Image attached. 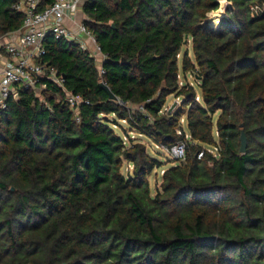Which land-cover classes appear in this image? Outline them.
I'll use <instances>...</instances> for the list:
<instances>
[{"label": "trees", "instance_id": "16d2710c", "mask_svg": "<svg viewBox=\"0 0 264 264\" xmlns=\"http://www.w3.org/2000/svg\"><path fill=\"white\" fill-rule=\"evenodd\" d=\"M17 2L0 0V36L22 26ZM83 12L104 61L49 34L42 64L63 85L45 78L41 96L21 89L0 110V264H264V0H87ZM171 94L184 97L170 112ZM121 122L187 142L154 192L162 162Z\"/></svg>", "mask_w": 264, "mask_h": 264}, {"label": "built area", "instance_id": "2783aa9c", "mask_svg": "<svg viewBox=\"0 0 264 264\" xmlns=\"http://www.w3.org/2000/svg\"><path fill=\"white\" fill-rule=\"evenodd\" d=\"M86 1L55 0L52 4L44 6V0H18L15 8L24 14L23 24L19 29L0 36V110L6 109L9 100L19 95L21 89L33 90L41 96L42 90L47 87V84L42 82L45 78L63 85V77L57 75L54 68L47 74L42 64V57L46 53L47 35L76 41L92 55L95 47L100 52L94 34L84 22L85 18L80 17ZM66 100L77 110L84 99L67 91ZM164 147L172 158L179 161L185 159V140ZM214 150L209 149L211 152H215ZM203 154L204 151L199 152L198 157Z\"/></svg>", "mask_w": 264, "mask_h": 264}, {"label": "rangeland", "instance_id": "374dc122", "mask_svg": "<svg viewBox=\"0 0 264 264\" xmlns=\"http://www.w3.org/2000/svg\"><path fill=\"white\" fill-rule=\"evenodd\" d=\"M230 4L231 3L225 4V9H224L225 16H227L226 9L228 6H230ZM220 7H221V1H220ZM209 18H210V15H209ZM211 19H212V15H211ZM211 19L209 20L210 23H212ZM212 24L216 25L217 23H212ZM187 49H189L190 56L192 58L194 57L193 53H192L191 42H189V44L184 45V47L181 51L180 60L182 59V55H183L184 51H186ZM92 52L94 53L96 59L98 60V63H100L104 59V55L102 53H100L99 50L96 49V47H95V50H92ZM180 66H181V62H180ZM100 68H101V66H100ZM178 79H179V85L180 86L190 84V85H193L194 88L199 93L201 92V87L199 85V82L193 73L189 72V73L185 74L181 69ZM183 97H184L183 95L182 96H176L175 94H171L170 96H168L167 106H171L175 103V101H178V104L176 105V107H178L181 104ZM197 99H199V98L197 97ZM181 121H182V123L185 124V118H182ZM121 123H122V126L119 125V126H114V127L119 133H121V134L125 133L126 134V137L124 139L128 143L130 142V136L135 138V139H141L146 144L148 153L151 156L159 159L162 162V166L160 168L155 169L152 172V174L149 176L150 183H151V186H152V189L154 192L156 187L159 185V181L161 179V176L163 174L164 169L169 167V166L178 164L180 161L172 158L171 154L169 153V151L164 146L159 145L153 139H151L150 137H148L146 135H139L138 133H136L135 131L132 130V128L130 127V125L128 123H126V122H121ZM214 151L216 152V150H214ZM129 169L131 170L132 166L129 165L128 163H125L124 170H129Z\"/></svg>", "mask_w": 264, "mask_h": 264}, {"label": "water", "instance_id": "95a60500", "mask_svg": "<svg viewBox=\"0 0 264 264\" xmlns=\"http://www.w3.org/2000/svg\"><path fill=\"white\" fill-rule=\"evenodd\" d=\"M113 26H115V24H113ZM123 61H125V59H123ZM100 85L108 91V93L110 94V96L112 98H117L116 95L111 91L110 87L105 82H101ZM18 97H19V95H15L16 99ZM177 104H178V101H175V103L170 106V112L174 110V108L176 107ZM246 151H247V135L244 131H242V134H241V152L245 153Z\"/></svg>", "mask_w": 264, "mask_h": 264}, {"label": "crops", "instance_id": "0c3cea01", "mask_svg": "<svg viewBox=\"0 0 264 264\" xmlns=\"http://www.w3.org/2000/svg\"><path fill=\"white\" fill-rule=\"evenodd\" d=\"M80 17H82V18H85V17H86L83 11H81V13H80ZM100 53H101V52H100ZM101 62H102V61H101ZM100 66H101V65H100Z\"/></svg>", "mask_w": 264, "mask_h": 264}]
</instances>
